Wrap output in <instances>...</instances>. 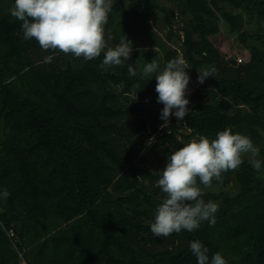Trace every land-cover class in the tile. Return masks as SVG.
<instances>
[{"label":"trees","instance_id":"1","mask_svg":"<svg viewBox=\"0 0 264 264\" xmlns=\"http://www.w3.org/2000/svg\"><path fill=\"white\" fill-rule=\"evenodd\" d=\"M170 1L201 34L235 35L250 56L213 65L196 54L191 35L175 47L158 34L159 0H113L106 48L109 36L114 48L139 33L158 51L137 50L103 70L108 48L88 61L45 51L23 38L9 12L14 0H0V192H10L0 197V264H13L11 251L15 264H198L192 240L208 248L209 260L220 252L227 264H264V165L257 171L247 157L213 179L212 186L234 180L233 192H203L218 205L214 225L168 237L151 232L165 198L157 181L168 155L160 150L230 128L250 137L264 161V0ZM176 57L189 67L191 111L182 121L170 117L164 131L157 73L142 79L140 72L152 59L164 67ZM206 68L213 77L201 84L198 69Z\"/></svg>","mask_w":264,"mask_h":264},{"label":"clouds","instance_id":"2","mask_svg":"<svg viewBox=\"0 0 264 264\" xmlns=\"http://www.w3.org/2000/svg\"><path fill=\"white\" fill-rule=\"evenodd\" d=\"M111 11L112 0H14L9 9L10 15L22 22L25 40L35 38L45 51L72 53L86 61L99 57L106 48L104 26ZM132 50L133 43L125 35L114 48L107 49L100 68L107 70L110 66H122L124 61L131 59ZM155 51L158 49L155 48ZM52 60V55L44 58L46 63ZM188 68L182 57H176L168 61L162 70L152 59L140 72L142 79L157 73L155 91L157 102L164 105L160 116L163 126L173 115L182 121L191 111L187 98ZM128 73L134 77L137 69L129 64ZM210 76L213 77L209 69H198L199 83H204ZM154 139L151 138L148 143L151 144ZM259 152L250 137L233 134L230 128L218 132L215 139L201 135L170 152L166 167L161 170L157 181V187L165 198L155 210L152 234L168 237L182 230L195 231L203 221L214 225L218 205L212 201L205 202L197 178L204 187H211L213 179L219 181L222 173L238 169L244 157L259 171L264 165V161L258 158ZM9 196L7 189L0 192V197L5 200ZM189 247L198 264H227L220 252L213 254L209 260V250L199 240H192Z\"/></svg>","mask_w":264,"mask_h":264},{"label":"rangeland","instance_id":"3","mask_svg":"<svg viewBox=\"0 0 264 264\" xmlns=\"http://www.w3.org/2000/svg\"><path fill=\"white\" fill-rule=\"evenodd\" d=\"M159 1L160 9L156 14V19L154 18V20L152 21V25L158 32V34L168 42L169 46L171 45L179 47L182 42L181 39L183 37V34H185L186 40L188 39L187 36L191 35L189 39L191 44L195 47H199L198 50H196V54L198 56H203L209 63L213 65L216 64L222 57H225V59H229L233 56L235 58H237V56H240L244 61V59H247L250 56L249 51L239 41H237L235 35H229V33L223 32L220 36H204L198 29L195 28L194 21L190 13L182 9L179 5H175L170 0ZM222 26H224V24ZM169 33L173 34L171 40H167V36ZM113 39L116 41L114 37L109 39L107 48H109V46H111L112 43L115 42ZM129 40H131L133 43L132 53L141 49H143L145 53H149L155 50L154 45H152V43L146 37H143L139 33L133 34ZM117 44L118 42L115 45ZM159 66L160 70H162V65L160 64ZM190 90L191 89H189V91ZM163 128L165 131L166 126H164ZM172 151H174V149L170 147L169 151L160 150L159 153L161 155H169ZM234 185V180H231L228 186H211L201 189L203 192H233ZM10 256L14 257L12 263L15 264L16 255L14 254V252L11 251Z\"/></svg>","mask_w":264,"mask_h":264},{"label":"built area","instance_id":"4","mask_svg":"<svg viewBox=\"0 0 264 264\" xmlns=\"http://www.w3.org/2000/svg\"><path fill=\"white\" fill-rule=\"evenodd\" d=\"M237 62H241L242 58L240 56H237L236 58ZM154 135L151 136V138H153ZM22 264H26V262L23 260Z\"/></svg>","mask_w":264,"mask_h":264}]
</instances>
